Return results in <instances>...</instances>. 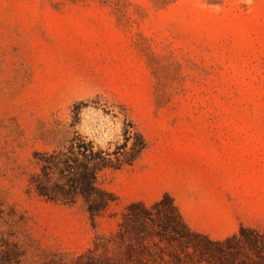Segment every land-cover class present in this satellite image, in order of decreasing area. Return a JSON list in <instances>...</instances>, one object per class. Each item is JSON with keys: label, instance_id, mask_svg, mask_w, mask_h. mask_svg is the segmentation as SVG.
<instances>
[{"label": "rangeland", "instance_id": "rangeland-1", "mask_svg": "<svg viewBox=\"0 0 264 264\" xmlns=\"http://www.w3.org/2000/svg\"><path fill=\"white\" fill-rule=\"evenodd\" d=\"M125 130L146 148L100 213L35 191L42 154ZM136 205L160 237L126 264H264V0H0V264H109Z\"/></svg>", "mask_w": 264, "mask_h": 264}, {"label": "trees", "instance_id": "trees-1", "mask_svg": "<svg viewBox=\"0 0 264 264\" xmlns=\"http://www.w3.org/2000/svg\"><path fill=\"white\" fill-rule=\"evenodd\" d=\"M145 148L146 141L136 130H125L124 142L112 153L95 149L93 143L86 141L82 136L74 137L66 151L54 150L40 156V172L33 174L30 182L39 195L50 200L68 203L76 196H80L86 204L87 211L91 215H96L109 201L108 194L96 185L98 173L105 168L117 169L124 164H131ZM164 201L165 198L156 202L151 208H159ZM151 208L132 206L126 213L124 224L117 232L119 240L117 236L98 237L100 242H95V250L101 249L105 252L103 254L111 251L108 257L109 264H126L125 260H130L128 258L132 254L146 251L152 237H160L159 232L152 228L154 220L150 214ZM169 208L183 226V230L192 233L181 220L172 203H169ZM247 232H251V235L257 239L261 236L245 228H241L239 234L243 235ZM123 246L124 250H122ZM255 246L258 247L257 244ZM262 258L264 259V256ZM138 262L145 264L141 260Z\"/></svg>", "mask_w": 264, "mask_h": 264}, {"label": "crops", "instance_id": "crops-1", "mask_svg": "<svg viewBox=\"0 0 264 264\" xmlns=\"http://www.w3.org/2000/svg\"><path fill=\"white\" fill-rule=\"evenodd\" d=\"M181 207V206H180ZM222 220L228 226V230H233L235 228V224H238L240 215H237L236 213L225 211L222 214ZM187 221V220H186ZM189 224V220L187 221Z\"/></svg>", "mask_w": 264, "mask_h": 264}]
</instances>
